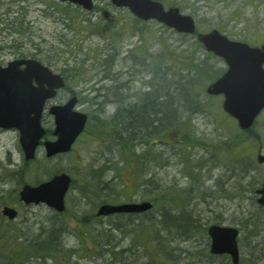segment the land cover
Here are the masks:
<instances>
[{
    "label": "rangeland",
    "instance_id": "obj_1",
    "mask_svg": "<svg viewBox=\"0 0 264 264\" xmlns=\"http://www.w3.org/2000/svg\"><path fill=\"white\" fill-rule=\"evenodd\" d=\"M156 1L191 16L197 32L264 41V0ZM93 2L85 11L60 0H0V62L39 61L65 80L56 102L75 95L76 110L88 116L72 149L51 158L40 146L26 161L15 134L0 136V205L17 201L24 184L62 173L71 179L63 213L40 205L21 209L9 225L0 218V264H232L210 253L211 225L238 230L239 264H264V207L255 200L264 131L236 134L222 99L204 93L225 63L207 56L195 36L139 22L109 0ZM178 80L191 85L197 103L186 104L173 89L161 109L176 111L174 127H160L156 113L148 129L139 123L129 130L127 119L124 125L125 109L154 95L159 83L170 91ZM44 126L51 131L53 118ZM143 201L153 203L144 214L96 215L104 203ZM165 210L189 224L165 225ZM50 238L47 254L31 247Z\"/></svg>",
    "mask_w": 264,
    "mask_h": 264
},
{
    "label": "water",
    "instance_id": "obj_2",
    "mask_svg": "<svg viewBox=\"0 0 264 264\" xmlns=\"http://www.w3.org/2000/svg\"><path fill=\"white\" fill-rule=\"evenodd\" d=\"M91 10L92 0H60ZM116 7H124L141 21H156L179 34L192 35L195 32V23L191 16L183 15L178 8L164 9L154 0H110ZM197 40L202 44L206 52L222 58L227 66L226 72L210 84L205 92L207 95H223L222 108L224 112L236 119L238 127L248 129L253 124L255 117L264 108V45L261 48H252L245 43L229 40L217 30L208 33H198ZM24 65L23 70L19 69ZM23 74H17V73ZM35 81L38 87L33 86ZM23 82V84L19 83ZM47 85L45 87L44 85ZM65 85L61 76L53 74L49 68L36 60L26 59L14 61L5 68H0V98L8 96L9 111L15 114L22 112L33 115L25 118L21 124L8 123V127H15L20 134V144L25 154V159L34 158L36 148L44 135L40 125V117L46 100L55 95L56 90ZM17 96L25 100H17ZM77 102L72 97L65 105L53 106L50 113L54 116L55 141L45 142L46 157L58 153H66L83 131L87 115L74 110ZM0 102V113L3 105ZM1 117V115H0ZM22 119V117H20ZM259 162H264V155L258 156ZM71 179L66 174L54 176L47 182L36 187L24 185L20 192V199L27 204H45L54 211L61 213L65 209L64 197L68 191ZM260 197L257 203L264 206V182L257 191ZM152 208L148 201L139 203L102 204L97 216H109L112 214H139ZM9 218L15 217L13 210L6 209ZM208 236L211 240L210 253L213 255H229L232 264H238L239 253L236 238L238 231L232 227L212 225L208 228Z\"/></svg>",
    "mask_w": 264,
    "mask_h": 264
},
{
    "label": "flooded vegetation",
    "instance_id": "obj_3",
    "mask_svg": "<svg viewBox=\"0 0 264 264\" xmlns=\"http://www.w3.org/2000/svg\"><path fill=\"white\" fill-rule=\"evenodd\" d=\"M103 13H104V16H105V12H103ZM106 15L108 16L109 14L106 13ZM237 41L244 42V41H241V40H237ZM245 43H247L250 47H261L264 44V41L263 42L252 41L251 43L250 42H245ZM22 59H24L23 56H14L11 61H19V60H22ZM11 61H9V62H11ZM9 62H7V63L0 62V68L6 67L9 64ZM23 68H24L23 65H20L19 66V69L20 70H23ZM261 68L264 69V64H262V67ZM17 74H23V73L20 72V73H17ZM19 83L23 84V82H19ZM32 83H33V85H36V82L35 81H33ZM45 86H46V84H45ZM60 91L61 90L56 91V93L53 96V98H51V99H49V100H47L45 102V105H44L43 110L41 112L40 124L43 127V129H44L43 139H45V141H53L55 139L54 134H53L54 126H52V129L50 131V129L47 130L44 125H45L48 117H52L53 118L52 114L50 113V108L52 106H54V105H63L64 104V103L61 104V102H56V100L59 97ZM217 97H220L222 99V102H223V99H224L223 95H219ZM7 99H8V96L5 97V95H4V96H2L0 98V102L2 101V103L5 104V102H7ZM17 100H18V102L19 101H22L23 102L25 100V98L24 97L21 98V97L17 96ZM222 102H221V105H220V109L222 108ZM2 107L4 108L3 111H5V113H0V115H1V117H0V136H6V134H8V133L15 134V136H16L15 143H16L18 149H19V152L22 154V156L25 159L24 152H23L22 147H21L20 142H19V132L14 127H8L7 125L10 122H13V123H16V124H19L20 125L22 120H23V123H25V118L26 119H27V117L28 118H31L33 115H27L24 112H22L21 114H17L16 115L15 112L9 111V109L11 107L8 106V103H6L5 105H3ZM20 117H22V119ZM231 121L233 122V124H234V126L236 127V130H237V122L234 119H232V118H231ZM53 124H54V118H53ZM254 128L255 129L261 128V130L264 131V108L261 110V112L259 113V115L253 121V124H252V127L251 128H249L248 130H242V131L238 129L236 131V134H238V132L244 133V134L245 133H248V134L251 133L252 134L251 131ZM254 134H257V132L255 131ZM47 135L49 137H47ZM43 139L39 142L38 148L40 146L43 147V144L45 142V141H43ZM233 142H235V141H233ZM233 142H231V145L232 146H234L233 145ZM5 149L6 150H5L4 153L5 154H9L10 153L9 149L8 148H5ZM257 151H258L257 152V156L264 155V145L260 146L257 149ZM58 155H60V154H58ZM260 164L264 165V162L263 163H260ZM24 185H22V187ZM22 187L20 188V190H18V198H17V201H14L12 203L3 202L0 205V218H1V222L3 224H6V225L8 224L9 225V224L15 222L16 219L18 218V216L20 215L21 209H28V208H33V207H38L40 205H43V204H33V203L27 204L24 201H22L20 199V191H21ZM257 198H258V196L256 195V199L255 200H257ZM6 209L13 210L15 212V217L14 218H9L8 214L5 213V210Z\"/></svg>",
    "mask_w": 264,
    "mask_h": 264
},
{
    "label": "trees",
    "instance_id": "obj_4",
    "mask_svg": "<svg viewBox=\"0 0 264 264\" xmlns=\"http://www.w3.org/2000/svg\"><path fill=\"white\" fill-rule=\"evenodd\" d=\"M196 44L201 48V45L199 44V42L196 41ZM206 55L208 56V54ZM160 74H161V78H164V77H165L164 79L167 78V76L164 75V73H160ZM207 78L208 80L210 79L209 77ZM211 78H213V75H211ZM159 84L154 90V93H155L154 95H151L150 93H145L143 94L141 102L133 105V107H130L128 109L129 112H127V109H125V112L128 113V115H127V118L123 120V122H124V125H126L125 121L127 119V125H128L127 128H129V130H134L137 127L139 128L140 127L138 126L139 123L142 125L141 129H148L150 127L149 119H150L151 113L160 114L162 116L160 119L158 118V122L160 121L159 123L160 127H168V128L174 127L173 123L177 120L175 116L176 111L174 110V113H173V110L161 109V106L169 105L167 104L169 100L173 101V96H172L173 89L177 93V95L180 97V100L182 99L181 101L187 102L186 104L188 103L190 104V102L191 104H193V102L197 103V101L192 100V97L190 94V90H192V88H190L191 85H188L189 86L188 87L187 83H184V82H181V80H178L173 83L172 90L169 89L170 91H168V89H162ZM150 95L152 97H150ZM156 108H158V110ZM155 122L156 121H154V123ZM129 138L131 140L130 136ZM181 141L182 140H180L179 142ZM177 217L178 216L172 215L168 211L165 210L163 214L162 222L165 225L179 226L182 221V225L184 228H185V224H189V219H185L186 216H182L181 219ZM51 240H52L51 238L46 239L40 242L39 243L40 245L35 244V245H31V247L35 249V252H37L38 250H43L47 254L50 251V246L52 245Z\"/></svg>",
    "mask_w": 264,
    "mask_h": 264
}]
</instances>
